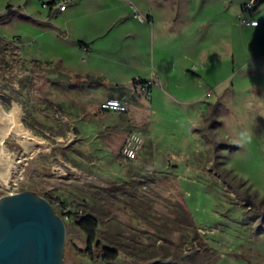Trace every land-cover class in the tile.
<instances>
[{
  "label": "rangeland",
  "instance_id": "1",
  "mask_svg": "<svg viewBox=\"0 0 264 264\" xmlns=\"http://www.w3.org/2000/svg\"><path fill=\"white\" fill-rule=\"evenodd\" d=\"M14 104L29 136L4 145L59 202L63 264H95L84 216L116 264H264V0H0Z\"/></svg>",
  "mask_w": 264,
  "mask_h": 264
},
{
  "label": "water",
  "instance_id": "2",
  "mask_svg": "<svg viewBox=\"0 0 264 264\" xmlns=\"http://www.w3.org/2000/svg\"><path fill=\"white\" fill-rule=\"evenodd\" d=\"M7 187L9 194L0 190V264H63L62 217L18 175L10 173Z\"/></svg>",
  "mask_w": 264,
  "mask_h": 264
},
{
  "label": "bare ground",
  "instance_id": "3",
  "mask_svg": "<svg viewBox=\"0 0 264 264\" xmlns=\"http://www.w3.org/2000/svg\"><path fill=\"white\" fill-rule=\"evenodd\" d=\"M19 107L14 104L10 113H5L0 106V181L7 185L9 175L20 168V163L9 158L8 148L4 145L5 136L14 131L18 134L29 136V133L21 126L18 121ZM25 142V141H24ZM26 150L31 151L34 144H25Z\"/></svg>",
  "mask_w": 264,
  "mask_h": 264
},
{
  "label": "trees",
  "instance_id": "4",
  "mask_svg": "<svg viewBox=\"0 0 264 264\" xmlns=\"http://www.w3.org/2000/svg\"><path fill=\"white\" fill-rule=\"evenodd\" d=\"M53 1L48 2L52 4ZM56 213L57 210L54 209ZM75 225L86 235V249L84 254L95 264H116L118 253L103 244L96 237L97 222L91 216H84L75 221Z\"/></svg>",
  "mask_w": 264,
  "mask_h": 264
},
{
  "label": "built area",
  "instance_id": "5",
  "mask_svg": "<svg viewBox=\"0 0 264 264\" xmlns=\"http://www.w3.org/2000/svg\"><path fill=\"white\" fill-rule=\"evenodd\" d=\"M55 6L59 10L65 9V4H61L60 2L56 3ZM241 22L246 25H252V26L257 25L258 23L257 21H246L245 19H242ZM100 108L102 110L114 111V112L125 111V105L122 104V102L117 98H109V99L104 100L100 104ZM140 142H141V139L136 133H133L132 135H130L127 138L122 148V151H121L122 155L127 159L134 158L137 154L138 149L140 148ZM51 205L54 209H56L59 206V202L57 201L52 202Z\"/></svg>",
  "mask_w": 264,
  "mask_h": 264
},
{
  "label": "crops",
  "instance_id": "6",
  "mask_svg": "<svg viewBox=\"0 0 264 264\" xmlns=\"http://www.w3.org/2000/svg\"><path fill=\"white\" fill-rule=\"evenodd\" d=\"M92 51H93V50H92ZM92 51H91V52H92ZM86 69H89V68H86ZM80 74H82V75H81L82 77H86V78H87L89 75L91 76L93 73H89L87 70H85V72L80 73ZM75 76H77V74H76ZM100 77H102V76H101V75H100V76H94V77L92 76L91 79L93 78V79L96 81V80H97L98 78H100ZM111 112H112V111H111Z\"/></svg>",
  "mask_w": 264,
  "mask_h": 264
},
{
  "label": "flooded vegetation",
  "instance_id": "7",
  "mask_svg": "<svg viewBox=\"0 0 264 264\" xmlns=\"http://www.w3.org/2000/svg\"><path fill=\"white\" fill-rule=\"evenodd\" d=\"M54 209V208H53Z\"/></svg>",
  "mask_w": 264,
  "mask_h": 264
}]
</instances>
